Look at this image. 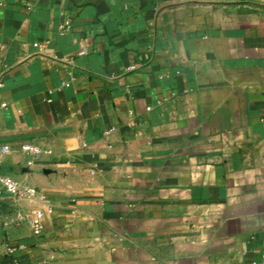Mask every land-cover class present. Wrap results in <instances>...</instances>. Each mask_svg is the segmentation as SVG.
Returning a JSON list of instances; mask_svg holds the SVG:
<instances>
[{
	"label": "crops",
	"instance_id": "obj_1",
	"mask_svg": "<svg viewBox=\"0 0 264 264\" xmlns=\"http://www.w3.org/2000/svg\"><path fill=\"white\" fill-rule=\"evenodd\" d=\"M0 142V264H264V0H0Z\"/></svg>",
	"mask_w": 264,
	"mask_h": 264
},
{
	"label": "built area",
	"instance_id": "obj_2",
	"mask_svg": "<svg viewBox=\"0 0 264 264\" xmlns=\"http://www.w3.org/2000/svg\"><path fill=\"white\" fill-rule=\"evenodd\" d=\"M69 28V24L62 26V29ZM37 45V44H35ZM73 79V78H72ZM20 148L25 153L37 157L43 154H48L50 151L41 148L40 146L33 144L29 141H25L20 145ZM12 151V147L9 143L0 142V161L4 156ZM0 191L10 195L13 198H34L38 194V191L35 187L28 184H21L17 180L3 175L0 177ZM51 211V209H50ZM43 216L42 211H35L31 220V227L34 234H39L43 230V224L41 218ZM13 220L4 221L5 225H10L13 223Z\"/></svg>",
	"mask_w": 264,
	"mask_h": 264
}]
</instances>
